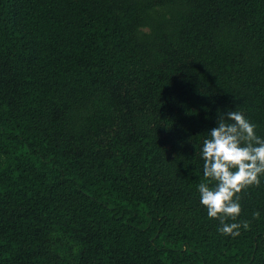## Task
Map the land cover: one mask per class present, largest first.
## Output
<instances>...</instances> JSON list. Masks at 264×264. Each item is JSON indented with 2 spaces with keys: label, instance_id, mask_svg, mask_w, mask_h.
Returning <instances> with one entry per match:
<instances>
[{
  "label": "trees",
  "instance_id": "1",
  "mask_svg": "<svg viewBox=\"0 0 264 264\" xmlns=\"http://www.w3.org/2000/svg\"><path fill=\"white\" fill-rule=\"evenodd\" d=\"M233 110L264 137V0H0V264H264V176L239 236L199 200Z\"/></svg>",
  "mask_w": 264,
  "mask_h": 264
},
{
  "label": "clouds",
  "instance_id": "2",
  "mask_svg": "<svg viewBox=\"0 0 264 264\" xmlns=\"http://www.w3.org/2000/svg\"><path fill=\"white\" fill-rule=\"evenodd\" d=\"M200 155L203 175L209 180L197 185L200 204L209 218L219 219V233L239 236L240 228L249 225L237 222L241 205L236 194L259 184L264 176V137L257 135L256 125L243 112L227 111L208 131ZM211 181L215 184L210 187Z\"/></svg>",
  "mask_w": 264,
  "mask_h": 264
}]
</instances>
